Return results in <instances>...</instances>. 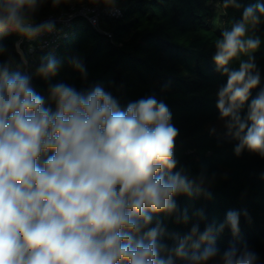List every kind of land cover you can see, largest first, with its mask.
Returning <instances> with one entry per match:
<instances>
[{"label": "clouds", "instance_id": "9594fccd", "mask_svg": "<svg viewBox=\"0 0 264 264\" xmlns=\"http://www.w3.org/2000/svg\"><path fill=\"white\" fill-rule=\"evenodd\" d=\"M46 2L0 0V37L13 32L32 40L52 32V22L32 19ZM50 2L56 7L70 0ZM89 2L111 7L118 0ZM223 6L240 4L223 0ZM262 17L264 4L244 8L215 42L213 62L227 77L216 106L238 142L237 156L247 150L264 158V89L248 103L261 81L254 53L261 46L255 30ZM5 51L0 44V55ZM72 64L86 76L79 59ZM59 67L48 55L36 74L48 79ZM178 136L169 107L154 95L122 109L102 86L85 93L61 82L49 84L46 100L31 76L10 73L0 62V264H175L174 257L186 264L217 257L218 264H258L246 244L222 254L215 246V233L225 225L239 233L236 211H228L219 227L201 233L193 225L183 238L174 235L171 249L159 242V223L149 227L154 215L178 211L175 197L193 193L194 182L183 170L173 172ZM188 219L186 212L177 217Z\"/></svg>", "mask_w": 264, "mask_h": 264}, {"label": "trees", "instance_id": "16d2710c", "mask_svg": "<svg viewBox=\"0 0 264 264\" xmlns=\"http://www.w3.org/2000/svg\"><path fill=\"white\" fill-rule=\"evenodd\" d=\"M82 2L92 4L70 0L53 7L48 0L35 12L33 22ZM257 2L264 4V0H238L239 8H225L223 0H118L122 17L102 20L99 29L84 18H75L67 38L47 53H37L28 67L16 51L21 37L13 32L3 35L0 44L6 51L0 62L8 64L10 73L31 76L32 87L46 100L49 84L62 82L85 93L102 86L122 109L130 101L153 95L164 101L179 129L178 163L173 172L183 170L194 187L192 195L174 198L176 213L154 215L149 227L159 223L163 230L159 242L171 249L176 246L174 235L183 238L193 225L201 233L209 225L219 227L228 211H236L240 213L239 233L234 236L225 225L222 232L215 233V246L222 254L231 246L240 249L246 244L258 254V264H264V158L247 150L235 154L238 142L228 135L216 106L227 77L213 62L215 42L222 31L242 18L244 8ZM255 35L261 38L254 53L261 81L248 103L264 89V17ZM48 55L60 67L55 76L45 79L36 69ZM74 58L82 62L86 76L73 66ZM231 66L238 67V61ZM246 111L247 104L242 117ZM185 212L188 222H178L177 217ZM174 261L186 264L179 258ZM209 264H218V257Z\"/></svg>", "mask_w": 264, "mask_h": 264}, {"label": "built area", "instance_id": "2783aa9c", "mask_svg": "<svg viewBox=\"0 0 264 264\" xmlns=\"http://www.w3.org/2000/svg\"><path fill=\"white\" fill-rule=\"evenodd\" d=\"M122 15L123 9L116 4L111 7L105 4H89L87 2L70 4L65 11L48 14L35 23L52 22L54 25L52 32L43 33L32 40L21 37L16 43V51L23 65L28 67L34 62L37 53H47L56 47L61 40L67 38L68 30L75 18H84L92 27L99 29L102 20L118 19Z\"/></svg>", "mask_w": 264, "mask_h": 264}, {"label": "crops", "instance_id": "0c3cea01", "mask_svg": "<svg viewBox=\"0 0 264 264\" xmlns=\"http://www.w3.org/2000/svg\"><path fill=\"white\" fill-rule=\"evenodd\" d=\"M100 4H103V3H100Z\"/></svg>", "mask_w": 264, "mask_h": 264}]
</instances>
